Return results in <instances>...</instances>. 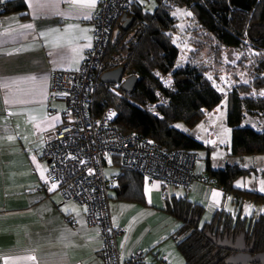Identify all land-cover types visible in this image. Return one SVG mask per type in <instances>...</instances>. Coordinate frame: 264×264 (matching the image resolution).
<instances>
[{"label": "crops", "instance_id": "0c3cea01", "mask_svg": "<svg viewBox=\"0 0 264 264\" xmlns=\"http://www.w3.org/2000/svg\"><path fill=\"white\" fill-rule=\"evenodd\" d=\"M45 2L8 0L10 10L20 3L26 8L5 12L0 32V262L104 264L100 229L88 226L84 207L65 201L57 189L49 190L52 183L47 174L49 162L41 157L65 110L61 100L53 99V75L81 67L90 48L86 45H92L93 19L99 0L95 7H88V0L77 5L68 0H54L57 7L41 8L39 5ZM29 24L31 28L24 27ZM220 89L223 91L222 86ZM220 112L218 109L215 115ZM244 115L242 126L263 128L257 114ZM210 134L216 139L211 132L208 139ZM209 162L211 168L221 169ZM112 169L116 171L110 172ZM120 170L121 165L112 159L105 170L108 179L117 178L109 191L110 200L127 205L119 208L125 212L123 216L114 219L111 213L114 225L123 230L117 238L120 264H128L140 249L146 251L145 264H185L172 237L181 222L164 210L166 199L160 184L143 178L140 201H121L116 199ZM195 171L207 174V169L201 167H195ZM42 174L48 183L41 179ZM43 186L47 190L40 192ZM236 187L244 189L238 184ZM183 193L180 188H173L168 197L187 196L204 208L203 215L214 216L219 210L237 214L239 209L230 194L212 184L194 181ZM249 207L251 214L246 215ZM263 213V206L247 202L241 214L256 219ZM141 215L142 219L137 218ZM68 217L75 221L74 225L66 221ZM31 255L36 256L35 261L24 259Z\"/></svg>", "mask_w": 264, "mask_h": 264}, {"label": "trees", "instance_id": "16d2710c", "mask_svg": "<svg viewBox=\"0 0 264 264\" xmlns=\"http://www.w3.org/2000/svg\"><path fill=\"white\" fill-rule=\"evenodd\" d=\"M131 3L132 8L127 13L132 18L131 26L124 30L123 21L117 22L104 55L94 94L95 112L101 114L112 107L118 114L114 123L122 133L150 138L165 151L197 154L206 146L193 134L177 129L175 124L183 122L193 128L209 113L220 109L227 98L226 123L232 130L230 155L233 158L264 155V130L258 129L261 126H242L245 112L261 115L255 110L257 104L252 95L264 89V0H132ZM176 7L192 12L204 34L201 40L211 44L218 60L224 52L249 48L253 51L258 74L251 84L240 83L224 92L221 84L207 76L208 66L179 64L181 53L174 43L177 19L173 11ZM25 8L24 3H20L11 10L19 12ZM8 10L9 4L5 12ZM119 67L124 68L125 78L134 75L139 78L130 93L124 92L120 85L101 82L103 73ZM158 73L171 77V83L166 85ZM113 160L121 165L119 158ZM206 173L210 184L230 194L239 209L237 214L219 210L210 222L200 226L196 219L200 220L204 213L201 205L192 203L187 196L165 198L164 210L181 222L172 237L185 264H213L218 256H228L223 250L213 256L216 247L210 235L245 233L246 241L254 242V253L263 252L264 213L256 219H248L241 213L247 202L264 207V194L235 185L250 171L237 163L213 169L208 159ZM118 179L116 199L139 202L143 177L121 165Z\"/></svg>", "mask_w": 264, "mask_h": 264}, {"label": "built area", "instance_id": "2783aa9c", "mask_svg": "<svg viewBox=\"0 0 264 264\" xmlns=\"http://www.w3.org/2000/svg\"><path fill=\"white\" fill-rule=\"evenodd\" d=\"M7 1L0 0V32ZM131 1L99 0L93 19L92 45L86 51L81 67L76 71L54 73L53 99L61 100L65 110L62 121L41 153V157L49 162L48 179L57 183V192L65 201L87 209L88 226L100 229L104 264H120L117 238L123 233L114 225L110 212L109 191L117 178L106 177L109 158L117 157L125 168L148 182H158L164 198L168 197L171 188L188 189L194 181L210 183L206 175L195 171L197 154L165 151L150 138L122 133L114 123L118 114L112 107H107L101 114L95 112L94 94L104 55L115 25L131 10ZM112 113L115 115L109 119ZM213 113L217 114L218 110ZM209 139L218 146L212 134ZM46 190L47 186L39 189L40 192ZM66 221L75 224L71 217ZM146 256L145 250H137L128 264H145Z\"/></svg>", "mask_w": 264, "mask_h": 264}, {"label": "rangeland", "instance_id": "374dc122", "mask_svg": "<svg viewBox=\"0 0 264 264\" xmlns=\"http://www.w3.org/2000/svg\"><path fill=\"white\" fill-rule=\"evenodd\" d=\"M151 3L154 4V1H151ZM153 4H151V8L153 7ZM177 10H180L181 12H191L188 8L176 7L173 13L177 12ZM174 17L177 19V31L174 36V43L178 46L182 55V58L179 60L180 65H185L187 62H190L194 65L203 64L208 66L209 72L207 73V76L211 77L212 81L221 84L224 92H227L240 83H244V81H248L249 84L252 83L253 78L258 73L255 64L256 57L250 48L238 49L236 51H232L231 53L224 52L221 55V59L218 60L214 50L211 48V44L201 40L204 34L195 22L193 15H176ZM182 25L183 29L181 28ZM245 50L248 52H245ZM158 75H160L165 84L167 81H171V79H168V76L161 73H158ZM254 92L255 93H253L252 96L256 99L257 104L255 110L261 113L259 121L263 124V128L258 129L264 130V96L260 95L264 92V89ZM247 105L249 106V104ZM151 110H153V107H151ZM220 111L221 112L218 115L209 113L201 123L193 128L188 127L183 122L176 123L175 127L183 132L193 134L198 141L206 146L205 149H201L196 152L198 155L196 169L201 167L206 170L208 159L212 162L214 167L221 168H224L228 163H232L234 161L239 164L240 167L250 171V174L239 178L235 182V185H244L241 188L249 191H252V189H258L260 187V181L264 180V155L245 156L233 159L230 155L232 130L226 123L228 116L227 98H224L222 101ZM209 132L215 134L216 141L219 143V146L215 147L213 145V141L208 139ZM113 171L116 170H110V172ZM172 189L173 188L169 189L170 195ZM180 189L183 190V195L187 191V189L184 188ZM253 192L264 194V192L260 191ZM109 203L111 213H114V219L117 216L121 217L124 215L125 212L120 211L119 208L127 206L126 204H122L115 199H111ZM115 204H117L116 208L114 207ZM212 215L213 214H204L200 219V226H203L204 223L210 221L213 217ZM137 218L142 219V215L137 216ZM172 242L174 243V241Z\"/></svg>", "mask_w": 264, "mask_h": 264}, {"label": "water", "instance_id": "95a60500", "mask_svg": "<svg viewBox=\"0 0 264 264\" xmlns=\"http://www.w3.org/2000/svg\"><path fill=\"white\" fill-rule=\"evenodd\" d=\"M123 21V29L127 30L132 24V18H129L127 14H124L121 18ZM124 68L119 67L112 71H108L102 74L101 82L104 84L120 85L124 92H132L137 84L139 78L137 76L124 77ZM199 222V218L196 219ZM210 239L214 243L216 250L213 252V256H216L220 251H229L230 255L226 257L216 258L213 264H264V251L254 253V242L247 245L246 234L240 233L236 235L226 233L224 236L211 237ZM241 244V247L236 246L237 243Z\"/></svg>", "mask_w": 264, "mask_h": 264}, {"label": "snow or ice", "instance_id": "6c2138e0", "mask_svg": "<svg viewBox=\"0 0 264 264\" xmlns=\"http://www.w3.org/2000/svg\"><path fill=\"white\" fill-rule=\"evenodd\" d=\"M68 2H69L71 5L82 4V0H68ZM96 3H97V0H88V4H87V6H88V7H95ZM39 6H40L41 8H52V7H57L58 5L54 2V0H47V2H45V3H41ZM173 15H174V16H176V15H181V16H183V15L191 16L192 13H191V12H181L180 10H177V12H174ZM85 18H90V17H85ZM24 27H26V28H31L32 25L29 24V25H26V26H24ZM181 28L183 29V25L181 26ZM41 35H43V34H41ZM86 47H91V45L88 44V45H86ZM209 79H212V78L209 77ZM170 83H171L170 80L166 82V84H170ZM244 83H248V81H244ZM260 95L264 96V92H262ZM114 115H115V113H112L108 118L111 119L112 116H114ZM9 139L11 140L12 137H9ZM41 179H42V180H45V183H48V180L45 179V177L43 176V174L41 175ZM239 186L243 187L244 185H239ZM57 187H58L57 183L52 182L51 185H50V189H49V190H50V191L56 190ZM252 191H260V192H264V180H261V181H260V187H259L258 189H252ZM146 193H147V189H146ZM214 195H215V196H218V195H220V194H219V193H214ZM83 211L86 212L87 209H84ZM72 214H73L72 211L69 210V215H72ZM78 214H79V213L77 212V215H78ZM250 214H251V208L249 207V208L246 210V215H250ZM24 259L27 260V261H35V260H36V256H35V255H31V256H28V257H26V258H24Z\"/></svg>", "mask_w": 264, "mask_h": 264}, {"label": "flooded vegetation", "instance_id": "af4514ba", "mask_svg": "<svg viewBox=\"0 0 264 264\" xmlns=\"http://www.w3.org/2000/svg\"><path fill=\"white\" fill-rule=\"evenodd\" d=\"M236 235H238V234H236ZM247 244L249 245L250 243L247 242ZM236 246L241 247V244L238 242V243L236 244ZM223 251H224V250H223ZM226 252H228V255L231 254V252H229V251H226ZM217 258H221V256H218Z\"/></svg>", "mask_w": 264, "mask_h": 264}]
</instances>
